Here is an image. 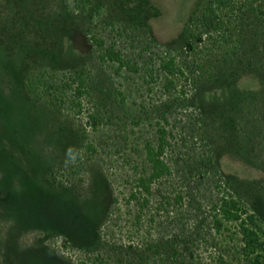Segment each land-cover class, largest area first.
Returning a JSON list of instances; mask_svg holds the SVG:
<instances>
[{"label":"trees","instance_id":"1","mask_svg":"<svg viewBox=\"0 0 264 264\" xmlns=\"http://www.w3.org/2000/svg\"><path fill=\"white\" fill-rule=\"evenodd\" d=\"M22 1L0 0V264H40L44 258L42 264H70L69 257L76 253L79 245L90 250L82 251L80 247L78 251L83 260H78L77 264H110L107 253L114 246L109 240L102 239L101 229L88 213L97 211L101 215L107 213L108 207L113 211L116 208V211L120 205L118 198L110 194L109 186L94 167L86 168L88 176L81 178L76 169V166L81 167L80 161L75 166L64 167V149L69 145L79 148L74 138L76 132H64L58 136L50 131L54 128L40 114L36 116L37 125L33 126L30 117L36 109L28 99V95H33L36 102L45 98L44 102L57 104L55 96L61 94L58 92L73 87V94H79L86 90L89 79L97 80L98 87H105L106 75H98L100 71L95 66L93 72L97 75L92 76L89 63L83 62L79 67L65 70L69 61L67 53L70 52L57 48L61 29L71 32L70 39H79L81 32L88 33L87 28H83L86 22L82 15L87 17L88 14L91 21L102 8L101 0H73L71 10L75 15L66 16L62 22L56 18L60 7L64 14L70 13L67 0H51L52 8L48 7L50 2L41 6L40 1L42 4L44 0H27V4L21 7ZM103 1H108V5L114 0ZM118 1L117 11L123 12L124 7V13L131 14L133 20L140 13L146 18L158 16L147 0ZM192 2L184 19L182 15L170 29L165 28L169 34L160 44L163 57L151 54L146 62L148 69L137 67L135 61H123L112 45L104 48L103 55L98 57L102 62L116 64L109 77H114L123 67L132 73L139 74L141 70L145 77L148 74L149 82L156 78L164 82L162 92L166 97L170 93L172 96L165 101L160 99L158 104L153 103V113L157 116L156 135L152 141L142 143V156L140 159L136 157L139 163L131 167L134 176L125 180L128 193L124 201L128 206L135 205L130 230L136 231L132 234L135 238L152 196L158 215L166 210V206L171 207L169 195L173 192L170 191L169 178L179 173L193 204L198 206L201 201L210 200L213 194L218 196L210 206L213 213L210 226L217 236L227 230L224 222L231 223V235L236 227L242 243L241 261L244 264H264V205L255 196L248 207L233 197L230 191L241 182L234 175L221 172L219 166L223 155L236 161H242V154L248 155V149L239 146V141L248 137H239L241 133L253 134L264 158V132H261L264 129V0H255L256 3L252 0ZM28 10L32 16L26 15ZM42 22L51 25H41ZM126 22L119 26L121 33L136 27L129 24L130 19ZM32 24H36V28H32L34 39L28 38ZM80 24L83 25L81 28ZM257 25L261 26L258 31ZM45 31L49 36L42 39ZM148 39L144 48L158 47L154 39ZM95 43L101 45V42ZM137 51V58L141 59V53ZM46 55L56 59V67L40 59ZM80 57L74 56L73 61L78 62ZM155 64L160 75H152ZM89 67L92 68V64ZM55 75L59 76V83L47 87ZM144 75L140 76L143 82ZM248 75L255 83L238 85L237 79ZM37 84L42 85L38 88L40 92L31 88ZM25 90L28 95L23 93ZM107 93L119 96V100L115 98L118 104L122 102L120 92L112 90ZM139 106L145 112L150 107L147 102L145 106L141 103ZM161 108L162 112L157 113ZM178 112L186 113L185 118H181L184 122L180 123L186 139L178 140L179 146L175 148L177 142L170 145L172 133L167 132L165 126L178 132V118L172 125L166 122L175 114L178 116ZM87 119L91 123L99 120L94 113ZM136 124L137 120L131 122L133 126ZM260 127L263 129L258 130ZM225 138L235 142L227 146L222 143ZM126 144L124 141L123 147ZM87 162L90 166L91 160L87 159ZM136 167L140 173L135 172L133 168ZM179 202L181 197L176 195L173 203ZM126 205L123 212L128 215L131 212ZM156 220L158 223L154 227L159 225L160 219ZM147 230H151V224ZM148 235L144 231L143 236L147 238ZM177 237L166 233L163 244L172 257L181 247ZM228 240L231 241L232 237L229 236ZM53 241L57 243L55 246ZM160 247L154 243L136 250L129 249L137 253L126 252L127 259L122 264L158 261L155 255ZM239 256L232 255L235 264ZM115 264H121L120 260ZM214 264H223L222 258L217 257Z\"/></svg>","mask_w":264,"mask_h":264},{"label":"rangeland","instance_id":"2","mask_svg":"<svg viewBox=\"0 0 264 264\" xmlns=\"http://www.w3.org/2000/svg\"><path fill=\"white\" fill-rule=\"evenodd\" d=\"M45 2H50L48 7L51 6L52 8L53 5L51 4V0H44L42 4L40 1V5L42 6ZM252 2L256 3L255 0H252ZM67 3L70 13L64 14L60 7L58 17L56 16L58 22L65 20L66 16L70 18L71 15H75L71 10L74 4L73 0H67ZM107 3L108 1L102 2L101 0L102 8L99 9L96 16H92L91 21H89L88 14H86L87 17L84 14L82 15L86 23L84 26L80 24L79 28H81V26L87 28V34L81 32L77 37L79 39H75V37L70 39V36H72L71 32L61 29L62 32L60 33L57 46V48H62V50L71 53H67L69 61L65 64L64 69H69L74 66L79 67L83 62H86L89 63L88 70L91 71L92 76L95 77L97 73L93 71L96 66L100 71L98 75H106V80L105 82L103 81L105 87H98L99 82H97V80L89 79L86 90L79 92V94H73V87L71 90L58 92L61 94H56L55 96L57 104L46 103L44 102L45 98H42L43 100L40 102H36L37 99L34 98L33 95H28L25 90L23 93L28 95L32 107L36 109L30 117V122H32L33 126H36L37 121H39L36 116L40 114L44 117L47 124H50L54 128L50 131L58 134V136H62L64 132H76V136L72 135L75 140L78 141L79 148H83L85 151L84 159L80 161L81 167L76 166V169L80 172V178L88 176L86 168L94 167L97 174H101L105 183L109 186L110 194L118 198L120 205L116 211V208L113 211L108 207L107 213L102 212L101 215L96 213L97 211H95V213H88L89 217L94 222H97V225L101 229L102 239H105V241L109 240V244L114 246L112 251L107 253L110 258V264H115V262L119 260L122 264L127 259V257H125L126 252L137 253V251H129V249L136 250L137 248H143L146 245H152L154 243L159 245V247L162 246L166 241V233L178 235L176 239L181 244L180 250L172 257L171 252L167 251V248L163 245L158 248L159 251H157L155 255L158 261H153V263L150 264H178V262L180 264H214L217 257L222 258L223 264H235L231 257L232 255L239 256L242 247V243L239 240L240 236L238 232H236V227L234 228L235 232L231 235V231H233L231 223L224 222L227 230L224 231L223 234L220 232L222 235L217 236V233H215L210 226L213 222V213L210 210V206L218 196L213 194L210 200L205 199L201 201L198 206L193 204L189 195L186 193L184 184L179 178V173L169 178V184L171 185L170 191L173 192L169 195L171 207L166 206V210L160 212L158 215V213L155 212L156 209L152 196L147 203L146 213L140 220V231H137L135 234L136 239L132 236L136 231L130 230L129 223L132 222V213L134 212L135 205L131 203L128 206L124 201L128 193V184L125 183V180L129 177L131 179L134 176L132 175L131 167L139 163L136 157L140 159L142 156V143L148 140L152 141V137L154 138L156 135L157 119L155 117L157 116L153 113V103L158 104L160 99L161 101H165L167 97L172 96L170 93L169 96L166 97V94L162 92L161 86L164 82L158 80V78L149 82L148 74L147 77H145L141 70L138 74L132 73L130 70L123 67L114 77H109L116 69V64L107 61L102 62L98 57L103 55L104 48L112 45L118 51L123 61H128L129 63L135 61L137 67L141 66L142 69H148L149 65L146 63L147 60H149L147 59L148 57L150 58L152 55L163 57L160 44L166 40L169 34V32H165V28L167 29V27H169L170 29L177 21L181 20L182 15V19H184L188 13V8L191 3L194 2H192V0H147L148 5L157 10L158 16H149L146 18L142 16L143 13H140L135 16L136 18L134 17L135 20L132 19L131 14L127 11L124 13V7L123 12L117 11V6H120L118 0H114L106 5ZM24 4H27V0L22 1L21 7ZM45 7H47V5ZM26 15L32 16L31 10L26 11ZM145 18L147 20L144 22L143 19ZM129 19V24L132 27L136 26L135 29L128 28L129 25L127 27L128 29L124 31L125 33H121L119 28L120 24L127 23L126 20ZM41 25L51 24L42 22ZM34 26L36 28V24H32L29 28L28 38H35V35H33L34 29H32ZM259 27L261 26H256L257 31L260 29ZM47 33V31L42 33V39L46 38L45 36H49ZM90 36L94 41L91 40ZM149 37L154 39L158 47L150 48L149 46L147 49L144 48L149 42ZM95 42H101V45L98 46ZM54 48L57 49L55 46ZM136 48L140 51L139 53H141V59L137 58L138 51L135 50ZM74 56L82 57H80L77 62L73 61ZM40 59L45 63H49L50 66L56 67V59L52 60L48 55ZM154 59L159 61V58ZM16 63L14 65H16ZM91 64L92 68L89 67ZM154 68L155 72L152 75H160L157 64L154 65ZM143 75L145 79L144 82L140 77ZM243 76L237 79L238 85H251V83L254 82L251 75L250 77L249 75L248 77ZM53 79L54 80L48 82L47 87L49 85H54V83L58 84L60 81L58 75H55ZM25 84L27 83L25 82ZM40 87H42V85L40 86L37 84L36 87L31 88L40 92L41 90L38 89ZM178 88L179 82L175 84L176 91ZM250 88L252 87L250 86ZM147 89H149V91ZM112 90L121 93L123 100L119 104L115 100V98L119 100V96H111L107 93V91ZM146 102L150 107L145 112L144 109L140 108L139 104L141 103L145 106ZM75 104L78 107H76ZM130 112L132 114H129ZM160 112H162V108L157 111V113ZM91 113L98 116L99 120L97 123H91V121L87 119L88 115ZM185 115L186 113L184 112H178V116L175 114L174 117L170 119L169 116V120L166 121L167 124L172 125L177 122V118L179 119V124L176 126L178 132L175 129H171L169 126H165V130L167 132L170 130L172 133L173 138L170 139V145L177 142V144H174V146L176 145L175 148L179 146L178 140L183 139L184 141L186 139V136L182 135L183 132L180 130V123L184 122L181 120L185 118ZM136 120L137 124L135 126L131 125V122ZM257 129L261 130L263 128L260 127ZM186 131L187 130L184 129L185 134ZM37 132H40V130ZM261 132H264V129ZM213 133L215 132L213 131ZM30 134L32 133L30 132ZM242 136L248 137L244 140L239 139V146H245L244 148L248 149V155L243 156L242 154L240 156L242 161H236L230 156L223 155L219 159V166L221 172L234 175V177L241 182L237 188L235 187L236 189L233 188L230 191L233 197L237 198L243 205L248 207L250 201L255 196L259 198L263 206L264 183L262 181H264V158L261 153V148L257 145V140L253 137V134H239V137ZM231 139L234 140L235 138L232 137ZM233 140L225 138L222 143H227V146H230V143L235 142ZM124 141L127 143L125 147H123ZM250 148H252V150ZM92 150H94V152H92ZM168 156V153H166V157ZM87 159L91 160L90 166H88L89 162H87ZM136 168H133L135 172L140 173L139 167L137 170ZM153 188H155V186ZM176 195L181 197V202L173 203V199ZM125 205L128 206V210L131 212L128 213V215L123 212ZM123 213L125 214L123 215ZM150 217L151 222L149 221ZM158 218L160 219L159 225L154 227V225L158 223L156 220ZM150 224L151 230H147ZM157 229L158 231H155ZM144 231L149 233L147 238L143 236ZM229 236L232 237L231 241L228 240ZM160 238L162 239L160 240ZM78 242L81 244L80 240H78ZM53 244L55 246L57 243L55 244L53 241ZM80 247L82 251L90 250L84 245H79L78 249L76 248V253H71L69 257L70 264H77L78 260H83V255L78 251ZM159 260H161V263ZM175 260L178 262L173 263ZM237 260V264H244L241 261L242 255L239 256ZM43 262L39 263L42 264ZM87 264H90V262H87Z\"/></svg>","mask_w":264,"mask_h":264},{"label":"clouds","instance_id":"3","mask_svg":"<svg viewBox=\"0 0 264 264\" xmlns=\"http://www.w3.org/2000/svg\"><path fill=\"white\" fill-rule=\"evenodd\" d=\"M85 151L83 148H77L69 145L64 149L63 153V165L65 168L75 166L78 161H83Z\"/></svg>","mask_w":264,"mask_h":264}]
</instances>
